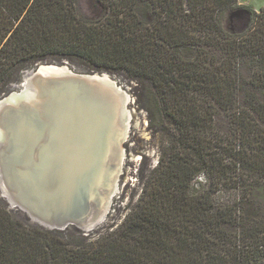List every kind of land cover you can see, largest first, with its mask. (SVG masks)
Here are the masks:
<instances>
[{
    "label": "trees",
    "instance_id": "16d2710c",
    "mask_svg": "<svg viewBox=\"0 0 264 264\" xmlns=\"http://www.w3.org/2000/svg\"><path fill=\"white\" fill-rule=\"evenodd\" d=\"M96 2L98 18L76 0H0V93L49 57L124 71L152 87L169 144L96 237L27 224L0 200V264H264V8L244 5L248 24L231 33L237 0ZM222 191L233 199L216 201Z\"/></svg>",
    "mask_w": 264,
    "mask_h": 264
},
{
    "label": "bare ground",
    "instance_id": "6f19581e",
    "mask_svg": "<svg viewBox=\"0 0 264 264\" xmlns=\"http://www.w3.org/2000/svg\"><path fill=\"white\" fill-rule=\"evenodd\" d=\"M25 73L20 76L19 81L15 85L13 84L14 88L12 91L0 97V114L3 108H6L7 110H18L21 107L26 106L27 108L33 109L32 104H38L40 108L38 110L41 111V116L43 117V114L46 115L48 123L43 122L42 126L46 124L48 126L47 128H50L46 131V136H49L41 141L39 140L40 144L39 142L37 144L39 146H37L36 149L38 148L40 150L39 153L41 152V154L38 156V163H34L35 168L39 167V170L35 171V173L39 172L40 174V170H44L45 172L57 171L64 165V163H62L64 161L63 158H65V160L70 158L71 160L72 156H74L75 152H72V145L75 141H77H73L72 139L75 132H77L76 125L74 126V124L70 122L71 117L68 113H66V110L71 109V106L68 103L55 105L53 102L44 101L45 91L52 92L53 89L57 87L56 85H61L62 89H67L71 86L82 87L83 90H80V88L77 87L81 96L85 93L87 97L90 93L92 94L93 99L89 100L90 107H93L92 111H105L106 113H109L108 117H114V120L112 119L111 122V133H108L107 129H105L102 133L101 130L93 128V132L97 135V142L89 144L88 142L86 143L85 139L81 141V143L80 140H78L77 143V145H79V143L81 144L79 146L82 151L79 150V152L81 155V162L84 165V172L87 173L88 170H92V172L94 171L95 179H98L101 182V184L98 182L97 195L93 197L89 196V198H87L86 195L82 196L75 192L70 193V191L67 190V187L64 184H61V182L58 184L51 183L49 185H45L46 180L43 179L41 184L45 186L38 187L39 182L37 181V183L35 181L36 183H34L32 191L40 201L42 207L37 209L35 212L30 208L26 209L28 213L32 215V219L46 227H60L63 224L72 223L81 229H90L96 221L105 216H103V214L105 213V209L107 207L106 204L108 202V198H110L109 194L112 191L115 178L118 176L116 174L119 171L120 164L122 163V152L120 151L119 154H117L115 148L117 146L116 144L120 143L121 140L123 141L124 136H126L125 132L130 116V114L126 111L128 102L127 96L115 86L112 79L106 73H102L100 75L82 74L81 72L75 73L70 71L64 65L55 64H39L36 69H31L27 72V74ZM35 98H38V103ZM28 105L30 106L28 107ZM55 106L57 107L54 108ZM86 110L89 109L86 108ZM57 123L61 126L57 127ZM2 125L0 116V151L2 149L9 151V149H11V143L8 139V134L5 132ZM117 129H119V132ZM50 135H52V138H50ZM119 138H121V140L118 141ZM98 146L99 148L106 149L104 162H102V157L97 153ZM95 147L96 150L94 149ZM91 149L98 155L96 158L92 156ZM17 151L19 152V150ZM1 154L2 152H0V157ZM35 154L37 155L36 152ZM97 161L104 163V167H98L96 169L94 166L98 164ZM1 164L2 162L0 160V195L7 201L10 207L18 206L19 204L17 200L13 197L14 195L13 191H11L12 189L7 187L5 184L1 171ZM64 173H66V171ZM53 174L55 175L56 173ZM86 181L88 182V179ZM25 184L28 186L27 183ZM88 190L89 188H86L85 193L88 192ZM24 191L28 190L26 189ZM25 198L27 199V197ZM51 205H55V208H51Z\"/></svg>",
    "mask_w": 264,
    "mask_h": 264
},
{
    "label": "rangeland",
    "instance_id": "374dc122",
    "mask_svg": "<svg viewBox=\"0 0 264 264\" xmlns=\"http://www.w3.org/2000/svg\"><path fill=\"white\" fill-rule=\"evenodd\" d=\"M76 5L79 13L86 17L98 18L103 13V8H101L100 4L96 2V0H76ZM237 5L238 6L226 11V13L224 14L223 26L226 30L231 33H238L243 31L248 24L249 12L243 6H249L253 10L259 11L261 8H264V0H237ZM43 62L47 64L52 63L55 65H64L70 71L75 73L81 72L86 74H92L87 64L77 58L54 59L49 57L43 60ZM34 68L35 65L33 64L25 66L18 72L13 73L10 76L8 84L0 93V97L6 95L7 93L13 90L14 85L19 81V78L23 73H25L26 71L28 72L29 70ZM27 72L25 74H27ZM101 72L108 74L112 81L114 80L113 82L115 83L116 87L121 92L125 93L127 96L128 102L126 106V111L130 114L126 127L127 134L125 132L126 136H124L123 141L121 140L122 142L118 147V153L120 152L119 148H121V152L123 155L122 163L119 166V173L117 172L116 174L118 176H116L114 186L109 194L110 198H108V202L106 204L107 207L105 209V213L103 214V216H105L102 217V219L96 221V223L90 229H81L80 227L72 223H66L67 225L63 228L61 227L65 224L61 225L59 227L61 229H54L58 230L60 234L66 238L76 237L80 234H89L91 236L96 237L119 224L121 220L125 217V215L129 212L130 208L137 202V199L141 194L144 182L150 175L152 169L157 164V160L160 154V147L162 145H168L170 140V134H166L164 131H162V128L160 126L161 115L159 114V112H157V109L154 106L153 89L150 85L140 83L134 79H131L124 71L102 70ZM32 107L33 110L40 109L38 104H32ZM36 113L38 114L39 118L42 117L41 111L37 110ZM90 116L91 114L88 115V117ZM88 117L87 122L91 121L92 126H94L95 128H97L96 126H100L106 118L104 114H102V116L100 115V118L99 116L97 118L94 117V119L92 117ZM28 120L30 122L28 123V125H25L21 129V135L18 136L19 139L17 138L16 140V145L19 146L20 144L18 149L19 152L16 150V164H19L20 166L24 162L27 163L29 161V159L26 157V153L24 154L23 151H21L22 148L25 145H29V141L31 139L30 137H32V134L33 136L36 135V128L39 129L38 126L32 123L34 119H32L31 117L28 118L25 123H23L26 124ZM22 121L20 122L22 123ZM41 123H43V121H41ZM30 127H34L32 128V132L30 131ZM87 137H89V135ZM81 165L82 163L78 161L74 164L70 163L67 167H70V169H77L79 175H82L80 179H85L84 181H86L88 178L87 176H83V174L81 173ZM22 168V177H29L25 178L26 182L24 179H22V182L20 184L14 185L15 189L18 190L16 200L19 205L10 207L7 201L1 195L0 200L3 202L7 210H9L14 217L27 224L44 228L42 227L43 225L38 223L36 220L32 219V215L29 214L26 210L30 208L35 212L37 209H40L42 207L40 201L32 192L34 188V183L38 181V187H41L45 186L46 184L54 183L56 179H62V177L63 180H66L67 178L65 177L67 176V172H64L67 171L68 168L64 169V172L59 170L61 173L59 171L48 173L44 170H40V174L39 172L37 174H34L32 169L31 171H29L27 167L22 166ZM51 173L56 174L52 175ZM43 179L46 180L45 185L41 184ZM25 183H27L28 186ZM86 183L89 182L86 181ZM204 183L205 178L203 175H201L197 178V181L194 183V188L198 189L201 185H204ZM26 189L28 191H24ZM25 197H27V199ZM233 197L234 194L232 192L227 191H222L215 195L216 201L218 202L229 201L232 200Z\"/></svg>",
    "mask_w": 264,
    "mask_h": 264
},
{
    "label": "water",
    "instance_id": "95a60500",
    "mask_svg": "<svg viewBox=\"0 0 264 264\" xmlns=\"http://www.w3.org/2000/svg\"><path fill=\"white\" fill-rule=\"evenodd\" d=\"M39 64H46L44 62H38L35 64V68L36 69ZM52 64V63H50ZM104 72H92V74H97L100 75ZM85 74V73H82ZM91 75V74H90ZM108 75V74H107ZM109 76V75H108ZM113 82V81H112ZM115 84V83H114ZM57 87L55 89H53L52 92L49 91H45V96H44V101L47 102H53L55 105L57 104H69L71 106V109H67L66 113L69 114V116L71 117V121L74 126L76 125L77 128V132H75L74 137L72 138L73 141H75V143L72 145L73 149L72 152L74 153V156H72L71 160L70 158L67 160L64 159V161L62 163H64V165L62 167H60L57 171H63L64 169H67V176H66V180H63L60 178L58 180H56L54 183L58 184L59 182H61V184H64L67 187V190L70 191V193H77L79 195L82 196H87V198L93 197L95 195H97V188H98V182H100L98 179H95L94 177V171L92 172V170H88L87 173L84 172L83 170V164L80 166L81 170H82V174L83 176H87L88 177V182L86 183V181L81 180L80 177H82V175H79V172L77 169L75 168H71L67 167L69 165V163L74 164L75 162L80 161L81 162V155L79 150L82 151V149L80 148L79 145H81V141L86 139V143L88 142L89 144H91L92 142H97V135L95 132H93V128L96 130H101V132L103 133L105 129L108 130V133L112 132V119L114 120V117H108L109 113H106L105 111L102 112H94L93 107H90V101L92 100V94L90 93L87 97L86 93L81 96L80 91L78 88H80V90H83L82 87H75V86H71L68 87L67 89H62L61 85H56ZM116 86V85H115ZM91 92V91H90ZM49 93V94H48ZM48 94V96H47ZM51 95V96H49ZM37 103H38V98H35ZM51 104V103H50ZM30 105H28L29 107ZM57 106H55L54 108H56ZM53 108V109H54ZM89 109V110H86ZM52 109V110H53ZM38 109L33 110L32 108H27L26 106L21 107L18 110H12V109H6L3 108L1 111V120H2V126L5 130V132L8 134V139L10 140L11 143V149H9V151L2 149L0 152H2L0 160L2 162L1 164V171H2V175H3V179L5 181V184L7 185V187H9L10 189H12L11 191H13V197L16 199L17 197V191L14 187L15 184H20L22 181V179H25L29 176H25L24 178L22 177V172L21 169L22 166L23 167H27L29 169V171H33L34 174L35 171L39 170V167L35 168V164L34 163H38V156H40L41 152L39 153V149L36 147L39 146L37 145L39 140L41 141L42 139L47 138L48 136H46L47 134V130H49L50 128H47L48 126L46 124H44L42 126L41 121L48 123V121L46 120V115L43 116V118H39L38 114L36 113ZM95 110V109H94ZM54 112V111H53ZM91 114L90 117H92L94 119V117H98V116H102V114L105 115V117H107V120L105 118L104 122L100 125V126H96L97 128H95L94 126H92L91 122H87V117L88 115ZM99 114V115H98ZM32 118L34 119V121H32V123H34L36 126L39 127V129L36 128V135L32 137H30V141H29V145H25L22 148L23 153H26V157L29 159V161L27 163H23L21 166L18 164H16V150H18L19 146L16 145V140L18 138V136L21 135V129L25 126L28 125V123L30 122L28 120V122L26 124H24L26 122V120L28 118ZM59 118V117H58ZM23 120V121H22ZM60 120V119H59ZM20 121H22V123H20ZM61 121V120H60ZM24 122V123H23ZM30 123V124H32ZM111 123V124H110ZM14 125V126H13ZM55 126V125H54ZM61 126L59 123H57V127ZM52 127V126H51ZM32 128L34 127H30L31 131ZM118 130V129H117ZM20 132V133H19ZM19 133V134H18ZM91 134V135H90ZM89 135V137H87ZM115 135V133H114ZM54 137V135H53ZM87 137V138H86ZM50 138H52V135H50ZM49 138V139H50ZM80 138V139H79ZM78 140H80L79 145H77ZM121 140V138L118 139V141ZM103 143V142H101ZM121 143V141H120ZM120 143L116 144V152L118 153V147L120 145ZM40 144V142H39ZM96 150V147L94 148ZM98 150V154L99 156L102 157V162L105 161V154H106V149L103 148H99V146L97 147ZM119 151H121V148H119ZM35 152L37 153V155L35 154ZM91 153L92 156H94L95 158L98 156L92 149H91ZM119 154V153H118ZM56 156V155H55ZM50 161V159H49ZM98 164L95 165L94 167L97 169L98 167H104V163L97 161ZM27 165V166H25ZM93 165V164H92ZM48 173L50 171H47ZM31 177V176H30ZM100 177H101V171H100ZM102 180V178H101ZM49 185V184H47ZM52 186V185H51ZM96 186V187H95ZM89 188L88 192L85 193V189ZM51 208H55V205H51ZM67 224L63 225L61 228H63L64 226H66ZM46 229H61L59 227H45L42 226Z\"/></svg>",
    "mask_w": 264,
    "mask_h": 264
}]
</instances>
